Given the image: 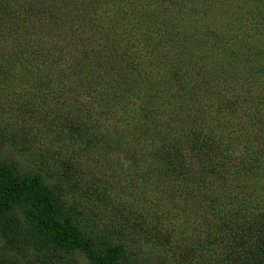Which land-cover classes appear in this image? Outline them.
Returning a JSON list of instances; mask_svg holds the SVG:
<instances>
[{"label":"rangeland","instance_id":"1","mask_svg":"<svg viewBox=\"0 0 264 264\" xmlns=\"http://www.w3.org/2000/svg\"><path fill=\"white\" fill-rule=\"evenodd\" d=\"M53 1L0 0V167L15 178L37 176L95 245L124 249L122 264H264V237L216 205L225 196L236 209L252 202L253 213H264V171L237 167L255 150L264 154V0H61L52 8L57 23L27 16V7ZM92 7L101 14L95 22ZM92 23L132 30L106 37L97 28L106 26ZM156 24L152 37L145 27ZM119 34L124 41L114 46L131 52L126 58L97 52L103 43L107 54ZM24 44L36 46L37 61L55 69L45 78L56 81L28 74L25 85L23 68L36 62L27 61ZM168 68L181 71L183 88L174 90L170 77L159 81ZM67 114L75 116L70 130H79L72 144L58 123ZM184 127L207 141L198 155L180 141ZM90 134L96 141L83 145ZM169 137L190 163L191 181L162 173L166 162L156 153ZM201 161L221 162L222 174L207 175ZM25 209L18 201L0 212V264H96L38 234Z\"/></svg>","mask_w":264,"mask_h":264},{"label":"trees","instance_id":"2","mask_svg":"<svg viewBox=\"0 0 264 264\" xmlns=\"http://www.w3.org/2000/svg\"><path fill=\"white\" fill-rule=\"evenodd\" d=\"M104 1V0H102ZM110 3L114 2V0H106ZM98 2V0H97ZM105 2V1H104ZM103 2V3H104ZM61 0H54L53 1V5L52 7L49 8H45L42 9L39 6L37 7H27V16L39 18L40 16H44L46 17L47 20L49 21H54L58 18V14L55 11V9L52 10L53 7L57 6L58 8H61L60 6ZM94 7V6H93ZM92 7V11H89V15L93 17V21L95 22V20L99 17V14L95 9H93ZM51 9V10H49ZM84 9H86V11L88 12V6L85 7ZM65 13V12H64ZM155 17V16H154ZM75 21L76 19L80 20V24H82L84 21L85 23L87 22V18L84 19L82 16L80 17V14L76 13V16H74ZM73 18V19H74ZM42 19V18H41ZM38 20L39 23H42V20ZM89 21H91L90 19H88ZM93 22V23H94ZM57 23V20H56ZM92 23V25H93ZM55 24V22H54ZM93 25L94 29L97 25H101V26H106V24H97ZM42 25V24H41ZM137 25V29L138 32L142 31L143 27H139L138 24ZM151 27H149V25H147L145 27V30L147 32H149L152 37L155 35H159L160 34V25L156 24L155 26L150 25ZM153 27V28H152ZM98 30L101 29H107L106 31H104L103 33H105L104 36L109 37V33L110 31H116V32H129L130 30H132L131 28H109L108 26H106V28H101L98 27ZM165 28V26H164ZM144 30V31H145ZM96 31V30H93ZM109 31V32H107ZM121 34V33H120ZM118 35L115 39L110 40V42H108L110 46H113L114 48H111L109 50H107V54L104 51L105 48H103V43H101L100 45H98V43H96V46L100 47L97 49V52H104V55L106 56V58H108L109 56V51H113L114 54L112 56H115L113 59H122V58H126L131 52H129L128 55H125L123 53L122 50L123 46L120 45L119 47H115L114 44L116 41H124L123 40V36ZM35 37V36H34ZM37 37H40V35H38ZM35 38L34 43L36 44H40L38 38ZM41 37H43L41 35ZM115 41V42H113ZM118 43V42H116ZM28 46L29 49L26 50V54L28 55L26 57L27 61L28 60H33L36 62V64L34 65V63L32 64V62H30V68L29 67H25L23 68V82L25 83V85H28L30 83V79L28 77V74L33 76L34 78L36 77V79H39L38 81H42L43 79L47 80L49 84H51V81H56V80H52L49 79L48 77L45 78V76L48 74L50 75L51 73L55 72V69L53 67L48 65H45L43 63V59L37 61V58L40 56L39 55V50H35L36 46L31 45V44H24L23 45V51L25 49V46ZM141 45V44H140ZM82 46V45H80ZM39 49V47H38ZM47 49V48H46ZM43 53H47V52H43ZM83 57H86V53L82 52ZM124 54V55H123ZM99 55V54H97ZM123 55V56H122ZM109 59V58H108ZM151 63V61L149 62ZM161 64H158L156 68H158V66H160ZM130 66V65H129ZM25 75H27V77L25 78ZM92 75H90L91 79H92ZM106 75V74H105ZM44 76V78L42 77ZM94 76V75H93ZM169 77L174 82V90L177 89L178 87L183 88L185 85V80H183L182 74L180 70H176L175 68H168V70L165 69V72L163 74H161V78H158L159 81H165L168 80L169 81ZM29 80H28V79ZM55 78L57 79V75L55 76ZM100 74H98L97 77L94 76V80H100ZM59 80V79H58ZM57 80V81H58ZM58 83V82H57ZM34 87V85L32 86ZM123 90H125V87L122 86V88L120 89V91L122 92ZM34 95V94H33ZM177 95V94H175ZM35 96V95H34ZM26 98H34V97H30V96H26ZM26 101H29L28 99H26ZM32 101H34V99H32ZM31 104H26V102H23V113L26 114V116L28 117V120H31V111L33 110V108H31ZM46 116L44 115V113L40 116V120L41 122H43V124H47L49 123V120L45 119ZM75 116H73L72 114H67L66 116L64 115V117L60 116V121L58 123L63 124V126L59 127L60 129H65L66 133L64 134L62 132V135L64 136V138L69 141V144L71 142V138L72 134L74 131H79V130H70V127L72 126L71 123L74 121ZM54 122H57L56 119L54 120ZM69 128V129H68ZM68 130V131H67ZM184 130V131H183ZM264 131V130H263ZM29 131H24L23 133V137L24 135H27ZM27 133V134H26ZM184 133V134H183ZM180 136V141H183L182 143L185 144V147L187 149L192 150V153L194 155H198V153L196 151H199V149H202L204 147V145L207 143V141L203 138H201L200 132L199 130H196L194 128H181L179 130V134ZM183 135V136H182ZM182 137V138H181ZM96 135L94 134H90L88 136V141L84 140L83 145H86L89 143V141H96L95 140ZM171 140L169 142H165L163 143V146L161 145L159 147V152L156 153L159 156V159L164 160L166 162V166L164 171H162V173L164 174V176L169 175L171 177H177V178H181V177H185L183 178L182 181L188 182L191 181V178L193 176V173L190 172L189 169V165L190 163L188 161L185 162V160H183L182 156V151L180 153H177V151H180V148L177 147V149H175L174 147H172L173 144V137H169ZM179 139V138H178ZM178 139H176L175 141H177ZM29 140V139H28ZM209 143L212 144L213 148L218 149L219 145H221L217 140L215 139H210L208 140ZM180 143V142H179ZM181 144V143H180ZM228 151H230V146L226 147ZM261 150L264 151V146L261 148ZM260 153V154H259ZM262 152L255 150L252 152L253 155H250L249 159L247 160H240L239 164H238V169L239 171H241L242 169H248V168H256V165L258 168H261L264 171V163L262 165H260V163H257V157H255L256 155H263L264 158V154H261ZM220 159V158H219ZM227 160H229V156L227 155ZM225 159V160H226ZM244 161H248L249 163H247V166H245L244 164H246ZM211 163V164H210ZM210 166H205L206 163L204 161H201L199 163V168L202 170L203 168V172L204 173H208V174H212L213 177L216 175H220L222 174V164L221 162L218 161H214L213 164L212 162H210ZM255 165V166H254ZM260 165V166H258ZM62 167V165H60ZM157 171H159V169H157ZM244 172H246L244 170ZM207 174V175H208ZM190 179V180H189ZM193 181V180H192ZM185 183V182H184ZM0 184L4 185L3 190L0 192V212H5L6 210H8L14 203L21 201L26 203V216L29 219V221L31 222V224L33 225V227L35 228L36 232L40 235H44V236H50L51 239L55 242L56 245L62 247V248H68V249H78L80 251H82L85 256L87 258H89L90 260L94 261L96 264H122L120 261V257L123 255L124 253V249L117 244H110V245H105V246H97L95 245V239L97 237H95L94 235H88V234H84L81 232L80 228L77 226L76 222H74L72 216H71V208L68 205L65 204H60L57 199L55 198L54 194L52 193V191L46 187L43 183H41L39 181V179L37 178V176L35 175H29V176H23V177H19V178H15L14 176H11L8 171L3 168L0 167ZM186 185V183H185ZM184 191L189 190V186L183 187ZM188 193V192H186ZM204 195V194H200L199 197L203 198L205 200H209L212 199L210 198V196L212 195ZM214 199H216V195L215 197L212 196ZM228 197H223L221 196L219 199L221 200V202L216 201V205L220 206L221 208L225 209L226 211H228L230 214H232L233 216H235L236 218L239 219H243L245 218L248 222L245 223V232H253L255 234H259L261 236L264 237V213L263 214H257V213H253L252 210L255 209L252 208V202L250 203V205H248V203H244L245 206H243L241 203L237 204L236 207H238V209L235 208V205H231L232 202H228L226 201ZM202 200V199H201ZM224 200V201H223ZM209 207H211L214 203L212 202H207ZM226 205V206H225ZM207 207V209L209 208ZM233 207V208H232ZM246 210V212H245ZM258 215V216H257Z\"/></svg>","mask_w":264,"mask_h":264}]
</instances>
